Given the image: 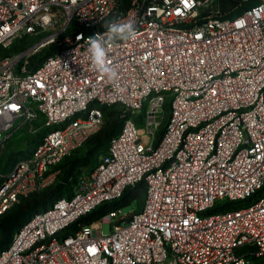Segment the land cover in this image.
<instances>
[{
  "label": "built area",
  "instance_id": "2783aa9c",
  "mask_svg": "<svg viewBox=\"0 0 264 264\" xmlns=\"http://www.w3.org/2000/svg\"><path fill=\"white\" fill-rule=\"evenodd\" d=\"M229 1L0 0V148L38 136L2 175L0 217L57 183L105 107L128 112L94 169L26 220L0 264H264V0ZM113 18L136 35L109 45L108 79L88 40ZM142 181L131 216L117 206L75 227Z\"/></svg>",
  "mask_w": 264,
  "mask_h": 264
},
{
  "label": "trees",
  "instance_id": "16d2710c",
  "mask_svg": "<svg viewBox=\"0 0 264 264\" xmlns=\"http://www.w3.org/2000/svg\"><path fill=\"white\" fill-rule=\"evenodd\" d=\"M124 8H127V6L130 3V0H121ZM230 4H233V0L229 1ZM23 41V40H22ZM55 49V46H52L47 51V54L42 57V60L39 62L38 66L41 65L42 61ZM8 51H11L9 49ZM104 124L101 127L100 131L102 132L100 136H98L97 140L95 141L96 146L101 147L108 145L111 138L119 131L122 122L124 118L128 115V112L125 111V109L122 106L119 105H112L107 106L104 108ZM166 111H169V107L166 106ZM108 119V123L105 125V120ZM105 125V127H104ZM164 127H162L160 131V135L163 132ZM99 131V132H100ZM98 132V133H99ZM18 134L27 133V135L32 136V140L36 141L38 136L30 134L27 130H23L20 132H17ZM96 135V134H95ZM94 136V135H93ZM92 136V137H93ZM91 137V138H92ZM90 138V139H91ZM89 139V140H90ZM88 140V141H89ZM105 151V149H104ZM75 152H73L69 157H67L64 162L60 165L61 173L59 180L61 182H58L55 184L54 188H48L46 190H43L41 192H35L32 193L26 197L20 198L19 202L12 207L7 213H5L3 216L0 217V251L4 248H6L13 237V234L26 222V220L35 212L44 210L46 207L49 206L50 203H52L55 199L63 196L61 195L65 190V183L69 181L68 177L75 168L72 166L71 169L68 167V160L73 156ZM99 153V151H98ZM66 161V162H65ZM12 169V168H10ZM9 170H1L2 175L6 174ZM72 170V171H71ZM6 171V172H5ZM5 172V173H4ZM64 173L66 176H64ZM2 175L0 177V181L2 179ZM142 188L143 193L145 194V183L144 181L137 184L135 187H131L127 189L122 197V199L116 203H108L101 205L88 215L82 217L78 220V222L75 224V227H78V225L83 224H90L94 221H96L98 218H100L102 215L106 214L107 212L113 210L115 207H123L125 204L123 203L124 198L131 192L136 189ZM141 190V189H139ZM66 195V194H64ZM144 199V198H143ZM45 205H47L45 207ZM41 206V208L39 207ZM34 207V209H33ZM33 210V211H31ZM29 214V215H28Z\"/></svg>",
  "mask_w": 264,
  "mask_h": 264
},
{
  "label": "rangeland",
  "instance_id": "374dc122",
  "mask_svg": "<svg viewBox=\"0 0 264 264\" xmlns=\"http://www.w3.org/2000/svg\"><path fill=\"white\" fill-rule=\"evenodd\" d=\"M22 40L17 41L10 48L11 49L10 52L24 51L30 48L31 46L37 44V42H39V39L33 37L24 38ZM49 48L51 47L43 48L41 49V51H38L35 54H33L29 58L28 63L26 65L28 69L31 70L36 68L39 62L42 60V57H44L47 54L46 50H49ZM166 115H168V113ZM107 123H108V119L105 120V125ZM101 133H102L101 131L99 133H96V135H94L89 141H87L81 148L75 151V153L70 158V160H68V167H70L71 169V167L73 166L75 170H73V172H71L72 174L69 175L68 177L69 181L65 183V190L61 195L64 194L67 195L70 193V190L74 182L73 178L77 174L90 173L98 163L99 157L104 152L105 149L104 146L98 147L95 144V141L97 140L98 136L101 135ZM34 143L35 141L32 140V136L27 135V133L24 134L13 133L11 136L4 139L0 148V177L3 174L1 173V170H9L10 168H13L15 164L19 161V159L24 157L30 151ZM64 176H66L65 173ZM59 182L61 181L59 180ZM54 186H52L51 188H54ZM139 189L131 191L124 198L123 203L128 205L121 207V212L123 214L127 216H131V212L133 210H137L141 208L143 203L144 193L142 188ZM46 206L47 205H45V207ZM39 207L41 208V206ZM110 228H111L110 224L108 223L103 224L102 226L103 233L109 234Z\"/></svg>",
  "mask_w": 264,
  "mask_h": 264
},
{
  "label": "clouds",
  "instance_id": "9594fccd",
  "mask_svg": "<svg viewBox=\"0 0 264 264\" xmlns=\"http://www.w3.org/2000/svg\"><path fill=\"white\" fill-rule=\"evenodd\" d=\"M106 32L101 36L96 34L89 37L88 51L91 55L92 64L96 70L108 79L117 77V72L107 64V52L109 45L114 41H127L135 39V28L132 22H126L119 18H113L103 25ZM78 39L81 37L78 36ZM243 264V262H241Z\"/></svg>",
  "mask_w": 264,
  "mask_h": 264
},
{
  "label": "water",
  "instance_id": "95a60500",
  "mask_svg": "<svg viewBox=\"0 0 264 264\" xmlns=\"http://www.w3.org/2000/svg\"><path fill=\"white\" fill-rule=\"evenodd\" d=\"M2 187V185H0V188Z\"/></svg>",
  "mask_w": 264,
  "mask_h": 264
}]
</instances>
